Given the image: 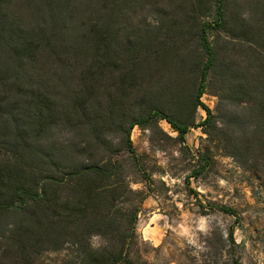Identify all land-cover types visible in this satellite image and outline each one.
Segmentation results:
<instances>
[{"label":"trees","instance_id":"1","mask_svg":"<svg viewBox=\"0 0 264 264\" xmlns=\"http://www.w3.org/2000/svg\"><path fill=\"white\" fill-rule=\"evenodd\" d=\"M160 120L264 177V0H0V264H152L131 133Z\"/></svg>","mask_w":264,"mask_h":264},{"label":"rangeland","instance_id":"2","mask_svg":"<svg viewBox=\"0 0 264 264\" xmlns=\"http://www.w3.org/2000/svg\"><path fill=\"white\" fill-rule=\"evenodd\" d=\"M157 16L147 12V25ZM202 101L217 112L218 98L205 94ZM223 112V109H220ZM247 112V111H245ZM206 118L198 108L195 120ZM248 117L246 130H249ZM244 125V126H245ZM216 134V133H215ZM171 125L160 120L152 130L135 127L131 139L151 181L139 215L137 231L154 250L152 264H264V177L227 154L225 145L207 142L202 128H191L186 142L177 139ZM207 147L210 151H207ZM206 152L209 165L199 175L195 156ZM134 178V177H132ZM142 184L134 186L143 187ZM220 206L235 209L240 219ZM233 232L232 238L230 232ZM93 243H99L95 238ZM52 255L47 264H60Z\"/></svg>","mask_w":264,"mask_h":264}]
</instances>
